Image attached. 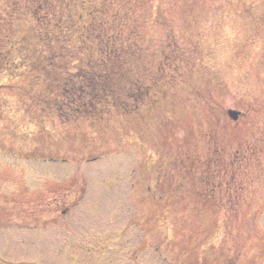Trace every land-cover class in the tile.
Masks as SVG:
<instances>
[{"label": "rangeland", "instance_id": "obj_1", "mask_svg": "<svg viewBox=\"0 0 264 264\" xmlns=\"http://www.w3.org/2000/svg\"><path fill=\"white\" fill-rule=\"evenodd\" d=\"M0 264H264V0H0Z\"/></svg>", "mask_w": 264, "mask_h": 264}, {"label": "trees", "instance_id": "obj_2", "mask_svg": "<svg viewBox=\"0 0 264 264\" xmlns=\"http://www.w3.org/2000/svg\"><path fill=\"white\" fill-rule=\"evenodd\" d=\"M81 17V16H80ZM81 18H83V17H81ZM83 33V32H82ZM78 38H79V40H81L82 38H83V34L81 35L80 34V32L78 33ZM96 37H99V34H97L96 35ZM99 51L100 52H105L106 50H105V48L104 47H102V48H99ZM82 53H86L85 52V49H83V51H81ZM107 53H109V52H107ZM90 55V57L91 56H93V55H91V53L89 54ZM104 66V63H103V65H102V67ZM86 74H88V73H86ZM104 74H105V69H101L99 72H97V73H92L91 74V80H98V79H102L103 77H104ZM89 75H90V72H89ZM63 78L60 76V77H58V83H57V86H58V88H60V90L62 91L63 89H68V85H67V82H63L64 80H62ZM97 82V81H96ZM98 83V82H97ZM92 86L94 87L95 86V83H92ZM57 88V89H58ZM108 92H104V93H102V95H101V97H100V99H102V100H104L105 98H108L109 97V95L107 94ZM112 106H113V104H112ZM114 107H117V104L115 103V106ZM130 108L129 107H127L126 106V104H124L123 106H122V111H124V110H129ZM117 112L118 113H121L120 112V109L118 108V110H117ZM124 112H127V111H124Z\"/></svg>", "mask_w": 264, "mask_h": 264}, {"label": "water", "instance_id": "obj_3", "mask_svg": "<svg viewBox=\"0 0 264 264\" xmlns=\"http://www.w3.org/2000/svg\"><path fill=\"white\" fill-rule=\"evenodd\" d=\"M229 115L232 116L234 119H236L239 115V113L237 111L234 110H229L228 111Z\"/></svg>", "mask_w": 264, "mask_h": 264}]
</instances>
